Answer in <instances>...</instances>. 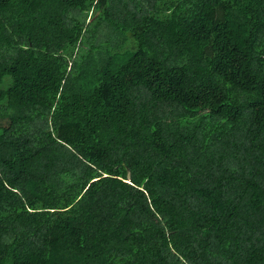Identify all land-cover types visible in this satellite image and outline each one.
Returning a JSON list of instances; mask_svg holds the SVG:
<instances>
[{"label": "trees", "instance_id": "1", "mask_svg": "<svg viewBox=\"0 0 264 264\" xmlns=\"http://www.w3.org/2000/svg\"><path fill=\"white\" fill-rule=\"evenodd\" d=\"M0 264H264V0H0Z\"/></svg>", "mask_w": 264, "mask_h": 264}, {"label": "water", "instance_id": "2", "mask_svg": "<svg viewBox=\"0 0 264 264\" xmlns=\"http://www.w3.org/2000/svg\"><path fill=\"white\" fill-rule=\"evenodd\" d=\"M127 180H130V172L127 171Z\"/></svg>", "mask_w": 264, "mask_h": 264}]
</instances>
